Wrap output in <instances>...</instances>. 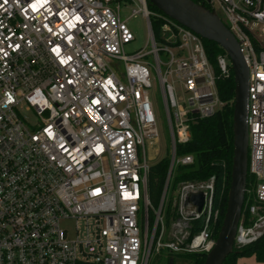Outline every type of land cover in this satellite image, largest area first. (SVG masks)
Wrapping results in <instances>:
<instances>
[{
	"label": "built area",
	"instance_id": "obj_1",
	"mask_svg": "<svg viewBox=\"0 0 264 264\" xmlns=\"http://www.w3.org/2000/svg\"><path fill=\"white\" fill-rule=\"evenodd\" d=\"M147 26L144 48L121 18ZM239 43L248 70L246 190L233 250L264 236V0H201ZM157 22L154 34L151 22ZM226 76L228 57H217ZM157 79L169 165L157 207L145 146L159 138ZM202 39L146 0H0V264H149L207 255L219 219L216 179L174 182L193 164L177 147L223 107ZM32 111L28 128L19 115ZM173 182V183H172ZM172 183L171 219L165 204ZM203 195V206L187 200ZM150 215L153 223H149Z\"/></svg>",
	"mask_w": 264,
	"mask_h": 264
},
{
	"label": "trees",
	"instance_id": "obj_2",
	"mask_svg": "<svg viewBox=\"0 0 264 264\" xmlns=\"http://www.w3.org/2000/svg\"><path fill=\"white\" fill-rule=\"evenodd\" d=\"M199 3L201 0H192ZM148 9L158 12L148 5ZM154 34L157 35L158 24L152 21ZM203 41L204 49L209 62L211 63L217 77L216 88L223 107L212 117L199 120L191 126V141L186 145L177 147L179 156L190 155L193 157V164L187 167H177L175 183L180 181H203L211 176L216 179L215 205L219 209V219L214 229L216 239L222 224L226 204L230 173L233 158V108L235 96L234 76L229 69L228 75L224 76L217 67V57L224 55L223 50L212 42ZM169 158L162 159L159 163L151 166L147 189L149 199L154 207H157L163 189ZM221 184L223 188L221 189ZM253 186V179L249 175L246 181V190ZM149 223H153L150 215ZM254 256L258 263H264V236L255 244L241 250H233L223 264H236L242 257ZM205 255L193 254L185 256H166L165 264H174L175 260L183 259L188 264H203Z\"/></svg>",
	"mask_w": 264,
	"mask_h": 264
},
{
	"label": "water",
	"instance_id": "obj_3",
	"mask_svg": "<svg viewBox=\"0 0 264 264\" xmlns=\"http://www.w3.org/2000/svg\"><path fill=\"white\" fill-rule=\"evenodd\" d=\"M149 6L192 31L202 40L219 46L230 61L234 76L235 96L233 108V158L227 204L221 227L214 246L206 255L203 264H223L233 253L234 238L240 221L244 204L247 181V82L248 70L244 62L239 43L220 21L214 11L206 9L202 4L192 0H146ZM203 206L201 193L192 195L186 203ZM171 264V262L169 263Z\"/></svg>",
	"mask_w": 264,
	"mask_h": 264
},
{
	"label": "rangeland",
	"instance_id": "obj_4",
	"mask_svg": "<svg viewBox=\"0 0 264 264\" xmlns=\"http://www.w3.org/2000/svg\"><path fill=\"white\" fill-rule=\"evenodd\" d=\"M121 7V18L125 20L128 28L133 34L134 41L125 47V52L127 54L134 53L145 47L148 39L147 26L145 20L140 16L130 17L131 7H135L134 5L130 6L128 4L124 5L123 3L120 5ZM150 101L152 103L153 112L156 120V128L159 134V138L157 142L154 143L153 146L146 144L145 152L146 159L149 166H154L159 163L162 159L169 157V133L167 126V119L165 110L163 107L162 99L159 93L158 82L154 74L152 75L151 80V88L149 90ZM19 115L25 125L30 127H35L39 120L35 116L32 111H26L24 107L22 110H19ZM173 183V182H172ZM172 183L170 189L167 193V202L165 204L164 212L166 215L167 224L171 219V211H172V199L174 197ZM223 184H221V189L223 188ZM166 255L164 253L161 254H152L149 260V264H165ZM174 264H188L186 260L177 259ZM236 264H264L258 263L254 256L242 257L236 261Z\"/></svg>",
	"mask_w": 264,
	"mask_h": 264
}]
</instances>
